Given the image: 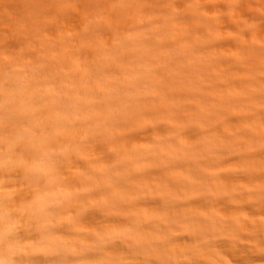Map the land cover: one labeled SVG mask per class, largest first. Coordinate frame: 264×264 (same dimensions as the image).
<instances>
[{"label": "bare ground", "instance_id": "bare-ground-1", "mask_svg": "<svg viewBox=\"0 0 264 264\" xmlns=\"http://www.w3.org/2000/svg\"><path fill=\"white\" fill-rule=\"evenodd\" d=\"M264 264V0H0V262Z\"/></svg>", "mask_w": 264, "mask_h": 264}, {"label": "snow or ice", "instance_id": "snow-or-ice-1", "mask_svg": "<svg viewBox=\"0 0 264 264\" xmlns=\"http://www.w3.org/2000/svg\"><path fill=\"white\" fill-rule=\"evenodd\" d=\"M11 264H21V261L17 260V261L11 262Z\"/></svg>", "mask_w": 264, "mask_h": 264}, {"label": "clouds", "instance_id": "clouds-1", "mask_svg": "<svg viewBox=\"0 0 264 264\" xmlns=\"http://www.w3.org/2000/svg\"><path fill=\"white\" fill-rule=\"evenodd\" d=\"M0 264H3V262H0Z\"/></svg>", "mask_w": 264, "mask_h": 264}]
</instances>
